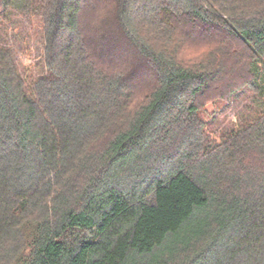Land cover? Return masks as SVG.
Returning a JSON list of instances; mask_svg holds the SVG:
<instances>
[{"label":"trees","instance_id":"1","mask_svg":"<svg viewBox=\"0 0 264 264\" xmlns=\"http://www.w3.org/2000/svg\"><path fill=\"white\" fill-rule=\"evenodd\" d=\"M13 12L43 26L46 74L28 88L0 45V264H264V0ZM238 93L247 113L205 149L199 112Z\"/></svg>","mask_w":264,"mask_h":264},{"label":"rangeland","instance_id":"2","mask_svg":"<svg viewBox=\"0 0 264 264\" xmlns=\"http://www.w3.org/2000/svg\"><path fill=\"white\" fill-rule=\"evenodd\" d=\"M80 27L88 36L101 28L102 21L110 18V8L99 10L92 20L86 18V12L81 14ZM103 27V26H102ZM95 31V32H94ZM44 30L43 26L32 20L21 18L17 13L2 16L0 23V45L10 49V54L19 76L29 88V80L44 76ZM145 85L141 86L140 93L132 90L131 100L128 102L127 112L135 111L145 100L142 97ZM251 105V97L247 93H238L231 101H218L207 104L198 114L203 124L202 145L212 150L220 144L221 136L228 133L238 124V118L247 113Z\"/></svg>","mask_w":264,"mask_h":264},{"label":"snow or ice","instance_id":"3","mask_svg":"<svg viewBox=\"0 0 264 264\" xmlns=\"http://www.w3.org/2000/svg\"><path fill=\"white\" fill-rule=\"evenodd\" d=\"M124 69L134 71L135 70V59L129 58L124 64Z\"/></svg>","mask_w":264,"mask_h":264}]
</instances>
